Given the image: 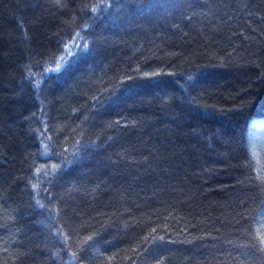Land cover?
I'll use <instances>...</instances> for the list:
<instances>
[{"label":"trees","instance_id":"trees-1","mask_svg":"<svg viewBox=\"0 0 264 264\" xmlns=\"http://www.w3.org/2000/svg\"><path fill=\"white\" fill-rule=\"evenodd\" d=\"M0 264H264V0H0Z\"/></svg>","mask_w":264,"mask_h":264}]
</instances>
